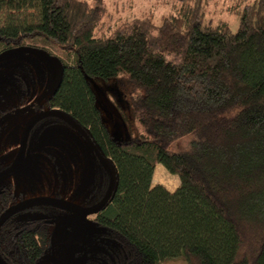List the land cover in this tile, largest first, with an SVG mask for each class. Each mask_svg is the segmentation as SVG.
Wrapping results in <instances>:
<instances>
[{
    "label": "trees",
    "instance_id": "obj_1",
    "mask_svg": "<svg viewBox=\"0 0 264 264\" xmlns=\"http://www.w3.org/2000/svg\"><path fill=\"white\" fill-rule=\"evenodd\" d=\"M13 2L36 3L38 23L0 26V51L41 38L71 53V62L56 59L52 102L90 129L118 169L113 200L92 220L106 239L90 263L264 264V0L238 11L236 32L205 22L209 0L119 22L105 18L100 0H0V8ZM108 82L137 133L116 139L110 130L98 97ZM186 135L185 150L170 149ZM158 163L179 177L174 191L152 184ZM16 200L2 187L0 215ZM17 216L0 227V258L38 264L53 217Z\"/></svg>",
    "mask_w": 264,
    "mask_h": 264
},
{
    "label": "flooded vegetation",
    "instance_id": "obj_2",
    "mask_svg": "<svg viewBox=\"0 0 264 264\" xmlns=\"http://www.w3.org/2000/svg\"><path fill=\"white\" fill-rule=\"evenodd\" d=\"M23 45L35 47L34 50L24 49L23 51L36 52L42 58H44L42 52L48 51L50 55H54L48 49L40 46L28 43ZM54 60L56 59L54 58ZM1 82L8 84L5 88L11 90H9L11 96L8 99L0 100V173L11 167L21 148L24 134H26V138L23 142L24 164L14 174L0 181V189L6 186L11 188L15 193L16 203L29 197L40 196L65 199L85 208L96 207L103 202L111 181L108 168H105L106 166L99 161L85 139L68 122L53 114L37 117L50 109H61L54 106L52 102L51 95L55 90H47L46 71L41 66L34 65L30 56L24 55L16 63L0 69V84ZM71 135L75 142H71L68 138ZM45 140L52 141L46 143ZM77 145L84 146V157L79 152ZM73 154L77 156L75 157ZM30 167L33 168L34 177L37 178L35 182L39 183L34 188L35 193L21 185V179L28 180L23 171ZM48 169L54 171L55 185L65 187V195H62L57 187L51 192L43 189L48 188V185L51 186V183H45L46 170ZM50 175L53 173L50 172ZM52 182L54 181L52 180ZM82 190H86L84 196H80ZM25 209L42 213L41 217L78 218L69 209L43 203L18 210L14 215L24 212ZM53 209L58 210L59 213H54ZM97 214H89L94 215L90 218L91 221L97 217Z\"/></svg>",
    "mask_w": 264,
    "mask_h": 264
},
{
    "label": "rangeland",
    "instance_id": "obj_3",
    "mask_svg": "<svg viewBox=\"0 0 264 264\" xmlns=\"http://www.w3.org/2000/svg\"><path fill=\"white\" fill-rule=\"evenodd\" d=\"M175 1L177 0H100V4H103L106 8V13L104 15L105 18H108V20L111 19V22L114 20L119 22L127 16L139 14L141 11L144 12V14L146 12L154 13L156 16L155 19L157 20L159 18L158 15L165 12ZM241 1V3H238V0H209V4L206 6L205 22L211 20L212 25L217 24L218 22H226L229 24L231 31L236 32L241 17V14L238 11L243 9L246 2H253L254 0ZM89 2L90 4H96L98 0H89ZM32 5L33 7H31ZM35 5L36 3L34 2H31V6L30 4L28 5L25 3L19 8H16L18 6L16 2H13L12 6H8V4L4 5L0 8V26L6 28H22L23 26L38 23L39 10H37ZM26 43L46 48L54 54L55 57H60L67 63L72 61L73 55L71 53H66L59 47H55L41 38L27 39ZM24 55L30 56V60L34 65L41 66L46 71L47 90L54 91L60 80V74L62 71V65L58 60L46 57L42 58L36 52L18 51L12 52L1 59L0 69L7 68L8 65L16 63ZM7 85L6 82H1L0 84V100L8 99L11 96L9 93L11 90L9 89V91L5 88ZM103 87L107 90L102 88L98 91L99 103L101 108H103V115L109 123L110 130H112L116 139L121 138L126 131L133 132L134 134L137 133V124L135 118H133L132 110L129 108L119 110V108H116V103H114L111 92L108 90L112 87L111 82L106 83ZM122 99L124 100V98ZM68 138L71 142H75L73 135ZM190 139V135H186L180 140L174 142L170 149L175 152L185 150L189 145ZM49 141L45 140L46 143ZM78 148L79 152H81L84 157V146H78ZM73 155L75 157L77 156L75 154ZM157 166V169L155 168L153 173L152 184H161L170 190H174L179 186V177L176 174L173 175L169 173L164 166L159 163ZM46 171L45 183H51V186L48 185V188L45 187L43 189L51 192V190L53 191L54 188L57 187L60 189L61 194L65 195V187L55 185L56 178L54 171L50 169ZM50 172L53 173V175H50ZM23 174L28 177V180L24 181L21 179V185L35 193L34 188L36 187V184L39 183L38 181L35 182L37 178L34 177L33 168H25ZM52 180L54 182H52ZM82 191L80 192L82 195L79 193L80 196H84L86 192V190ZM53 212L56 214L59 213L56 209H53ZM42 215V213L40 214L35 211H24L20 212L17 217L18 219L30 217L41 218ZM93 216L94 215H88L86 216V219L68 216L55 217L51 227V248L45 252L43 259L40 260L38 264H91L90 260L93 257L92 254L95 252L93 249L102 246L101 243L97 242H103L106 239L103 229L91 221L90 218ZM90 251H92L91 254H89ZM162 264L189 263L180 256L176 259H167L162 262Z\"/></svg>",
    "mask_w": 264,
    "mask_h": 264
},
{
    "label": "water",
    "instance_id": "obj_4",
    "mask_svg": "<svg viewBox=\"0 0 264 264\" xmlns=\"http://www.w3.org/2000/svg\"><path fill=\"white\" fill-rule=\"evenodd\" d=\"M24 49L27 50H34V48L22 45L20 47H14L11 49H6L0 52V61L3 59L6 55L11 54L12 52H18L23 51ZM43 57H47L50 59H57L54 55H50L47 52H42ZM48 114H53L55 116H58V118H62L64 121L68 122L70 125H72L77 132L85 139V142L90 146L91 150L94 154L97 155L99 161L108 168V171L111 176V181L109 185L108 192L105 196V200L101 203H99L96 207H82L77 203H72L65 199H58L55 197H48V196H40V197H29L28 199L20 200L18 203L9 205L0 215V227L2 224L10 217H12L18 210L28 208L32 205H41L48 204V205H56L58 207H64L66 209H69L70 211H73L75 214L74 216H78L79 219H86V216L89 214H97L98 212H101L108 204L113 200V196L117 190V184L119 180L118 175V169L116 164H114L111 157H109L107 154H105L99 143L95 140L93 137L92 132L89 130L88 127H86L83 123H80L77 119H75L71 114L66 112L65 110L61 109H50L48 112H44L42 114H39L37 117H45ZM26 138V134H24L22 140H21V148L19 149L16 159L11 165V167L8 168V170H5V172L0 173V181L5 180L12 174H14L23 164H24V146L23 142ZM0 264H8L6 261L0 258Z\"/></svg>",
    "mask_w": 264,
    "mask_h": 264
},
{
    "label": "crops",
    "instance_id": "obj_5",
    "mask_svg": "<svg viewBox=\"0 0 264 264\" xmlns=\"http://www.w3.org/2000/svg\"><path fill=\"white\" fill-rule=\"evenodd\" d=\"M157 165H158V164H157ZM157 165H156V169H157V167H158ZM168 190H170V189H168ZM174 190H175V189H174ZM174 190H170V191H174Z\"/></svg>",
    "mask_w": 264,
    "mask_h": 264
}]
</instances>
